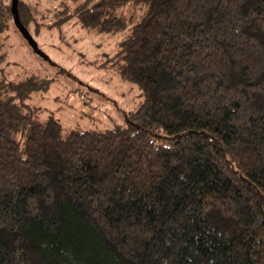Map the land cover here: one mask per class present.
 Listing matches in <instances>:
<instances>
[{
    "label": "trees",
    "instance_id": "obj_1",
    "mask_svg": "<svg viewBox=\"0 0 264 264\" xmlns=\"http://www.w3.org/2000/svg\"><path fill=\"white\" fill-rule=\"evenodd\" d=\"M11 10L34 21L0 2V41ZM69 11L125 34L114 65L143 100L125 126L64 132L26 102L50 79L0 76V264H264V0Z\"/></svg>",
    "mask_w": 264,
    "mask_h": 264
},
{
    "label": "rangeland",
    "instance_id": "obj_2",
    "mask_svg": "<svg viewBox=\"0 0 264 264\" xmlns=\"http://www.w3.org/2000/svg\"><path fill=\"white\" fill-rule=\"evenodd\" d=\"M26 1L36 8L34 21L24 32L10 11L0 41V76L12 82L33 75L50 79L47 91L33 92L26 102L42 120L56 116L64 132L79 128L104 133L127 125L143 97L114 65L125 34L88 32L76 23V14L57 23L64 6L74 12L84 0ZM0 2L13 6L15 0Z\"/></svg>",
    "mask_w": 264,
    "mask_h": 264
}]
</instances>
